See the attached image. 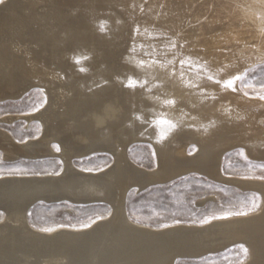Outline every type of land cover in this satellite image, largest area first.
Returning a JSON list of instances; mask_svg holds the SVG:
<instances>
[{
    "label": "bare ground",
    "instance_id": "1",
    "mask_svg": "<svg viewBox=\"0 0 264 264\" xmlns=\"http://www.w3.org/2000/svg\"><path fill=\"white\" fill-rule=\"evenodd\" d=\"M20 1L24 6L13 2L11 21L0 31V98L3 90L29 83L57 90L54 96L45 90L49 107L32 117L44 141L20 148L27 158L56 155L62 165L55 175L0 178L7 219L0 242L17 243L34 201L79 198L106 201L113 209L108 222L83 234L91 264L123 254L126 264H174L177 255L219 247L226 234L247 240L250 264H264L262 217L139 228L126 222L121 207L129 186L173 178L185 164L220 179L221 155L234 143L264 149V111L254 107L264 101L248 97L238 82L232 91L207 79L226 80L264 60L258 22L250 20L259 15L252 0ZM134 141L152 146L154 171L128 161L126 148ZM97 148L113 157L112 167L95 172L74 166L73 157Z\"/></svg>",
    "mask_w": 264,
    "mask_h": 264
},
{
    "label": "rangeland",
    "instance_id": "2",
    "mask_svg": "<svg viewBox=\"0 0 264 264\" xmlns=\"http://www.w3.org/2000/svg\"><path fill=\"white\" fill-rule=\"evenodd\" d=\"M14 1L4 0V3L0 4V31L5 30V24L11 21L13 15L11 6ZM15 2H20L19 7L24 6L20 0ZM8 39L13 41L10 37ZM122 48L124 49V45ZM242 68L240 75L244 79L238 81L240 90L248 97L262 100L260 96H264V87H262L264 60L243 65ZM45 90L51 96L58 94L50 85L43 87L39 83L3 90L0 98V133L6 135L7 140L0 136V178L24 174L38 176L59 173L62 164L56 155L27 158L21 154L24 149L20 148V145H25L29 141L28 145L44 141L42 139L44 132L39 126L40 123L32 117L43 113L49 107V96ZM45 98L46 103L43 102ZM254 107L264 111V104ZM53 145L56 144L51 142L49 146L56 150ZM192 147L193 145L188 147L189 152H192L194 148ZM97 150L99 149L83 151L87 155L73 157L72 163L82 170L95 172L112 167L113 157L108 152ZM263 152L264 149L253 152L240 142L227 147L220 158V179L202 172L193 164H185L180 173L178 172L173 178L149 184H133L128 187L121 202L126 215L124 218L131 226L159 229L175 225L193 227L217 225L249 217L264 218ZM126 155L128 161L138 168H146L147 171H154L157 168L152 146L146 142L130 143L126 148ZM253 203L258 206L254 207ZM4 213L5 211L0 209V225L7 222ZM236 213H246L247 216ZM25 215L26 232L14 236L17 243L7 239L0 242V252L4 254V258L0 259L2 264H91L88 262L87 253L90 245L86 242L82 243L81 239L89 230L108 222L113 215V209L106 201L60 198L48 202L36 200L27 207ZM213 217L226 218L213 219ZM93 220L95 223H92ZM84 224L91 226L84 228ZM225 236L219 247L197 254L177 255L174 264L252 263L253 257L247 248V240L238 239L240 237L236 235L235 238L231 235L230 240V235ZM240 245L248 250L247 253ZM125 257L126 254L115 258L108 257L96 264H100L101 261L104 264L105 262L126 264Z\"/></svg>",
    "mask_w": 264,
    "mask_h": 264
},
{
    "label": "snow or ice",
    "instance_id": "3",
    "mask_svg": "<svg viewBox=\"0 0 264 264\" xmlns=\"http://www.w3.org/2000/svg\"><path fill=\"white\" fill-rule=\"evenodd\" d=\"M4 3V0H0V4H3ZM77 63H80L79 60H77ZM184 61H181V64H183ZM83 70V69H82ZM207 79L209 81H212L214 82L215 84L219 85V86H222V87H225V88H228V89H231L232 91H235L236 90V84L238 81H242L244 79V77L242 75H235V76H232L231 78L229 79H226V80H220V79H215L214 77L212 76H208ZM130 86H133L130 82ZM262 87H264V85H262ZM260 99L264 100V96H260ZM44 103H46V98L45 100L43 101ZM172 103L174 104L175 101H172ZM53 147L56 148V151H59L60 148L58 145H53ZM241 155H243V153H241ZM253 206L254 207H257L258 205H256L255 203H253ZM237 215H246V213H236ZM222 218H226V217H213V219H222ZM102 219V217H101ZM207 222V221H206ZM92 223H95V221L93 220ZM91 225L90 224H84L83 227L84 228H88L90 227ZM45 231H50L49 229H45ZM240 247L243 249V251L245 253H247V249L244 248L243 245H240Z\"/></svg>",
    "mask_w": 264,
    "mask_h": 264
},
{
    "label": "clouds",
    "instance_id": "4",
    "mask_svg": "<svg viewBox=\"0 0 264 264\" xmlns=\"http://www.w3.org/2000/svg\"><path fill=\"white\" fill-rule=\"evenodd\" d=\"M251 6L258 10L259 15H253L251 16L250 20L252 22H258L256 23L255 32L258 37V39L264 40V0H252ZM98 126H103L102 124H99Z\"/></svg>",
    "mask_w": 264,
    "mask_h": 264
}]
</instances>
